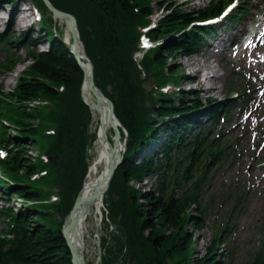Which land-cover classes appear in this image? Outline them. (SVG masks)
I'll return each mask as SVG.
<instances>
[{
	"label": "trees",
	"instance_id": "16d2710c",
	"mask_svg": "<svg viewBox=\"0 0 264 264\" xmlns=\"http://www.w3.org/2000/svg\"><path fill=\"white\" fill-rule=\"evenodd\" d=\"M163 1L154 0L163 12L153 33L169 38L138 66L132 53L137 49L138 27L144 24L145 13L150 12L149 0H52L57 7L76 16L81 39L94 67L95 83L113 101L115 115L128 131L130 146L141 136L152 139L161 129L168 136V144H172L182 124L187 123L189 109L199 107L192 95L178 93L176 99L160 100L153 112L156 121L149 119L142 108L146 96L142 74H152L154 65L165 67L167 57L175 60L191 53L195 36L183 29L191 21L217 12L213 5L206 10L181 11L170 4L162 5ZM30 55L34 63L29 71L15 91L7 95V101L4 97L0 100L8 107L6 117L16 132L13 137L0 140L12 146V149L4 146L7 156L0 159V169L20 184L11 187L10 192L27 201H40L49 195L46 186L54 183L57 187L59 182L56 174L50 181L31 183V178L47 167L42 160L37 162L29 144L39 147V137L45 130L56 129L57 139H46L42 145L48 152L68 154L69 179L64 193L67 195L74 186L84 147L90 141L86 135L87 108L79 98L82 73L67 47L54 40L49 51ZM43 100L52 104V110L25 108L30 102ZM165 118L167 124L158 126ZM39 121L43 122L41 127ZM156 142L160 144L159 139ZM197 144L194 140L190 146L196 148ZM167 161V156L162 160L143 158L138 163L126 159L114 173L109 194L118 200L108 208L117 233L102 238V264H219L213 243L202 255L193 258V237L184 229L189 203L187 198L171 197L165 190ZM48 169L51 172L52 167ZM150 175L158 176L153 193L131 188L130 182L140 183ZM67 208L68 203L62 202L53 208L32 207L22 215L11 210L4 213L6 232L11 238L0 241V264H73L60 232L61 222L56 218V214ZM124 247L126 251L119 259Z\"/></svg>",
	"mask_w": 264,
	"mask_h": 264
},
{
	"label": "rangeland",
	"instance_id": "374dc122",
	"mask_svg": "<svg viewBox=\"0 0 264 264\" xmlns=\"http://www.w3.org/2000/svg\"><path fill=\"white\" fill-rule=\"evenodd\" d=\"M178 2H181L182 0H176ZM207 0H188L186 2L187 7H202L203 5L206 4ZM8 4H5L4 1H1L0 4V31L2 32H16V34H21L24 32H28V29L30 28V20L29 23L26 21L21 22L20 17H17V22L13 24V26L10 28L8 27L7 24V19L9 16L11 17V13L13 14L14 12L10 11L11 8L7 6ZM154 10L156 11V14H160L161 11H159L154 5ZM155 14V15H156ZM154 15V17H155ZM246 17V16H242ZM32 20V17L30 18ZM56 20V19H55ZM240 22V20H239ZM59 28V30L63 32H66V25L65 22L62 20H56L55 22ZM224 26V25H223ZM34 27V26H33ZM27 30V31H26ZM67 33V32H66ZM48 50L49 45L42 44L41 47L39 48L41 50ZM205 50L201 49V51L198 54H193L189 55L187 57L184 56H178L175 59V62L183 67L185 71V75L189 78L183 81H180V86L183 89H189V88H199V86H196V76L194 77L192 72V67L193 65H190L189 62L193 61L192 59H198L200 64L207 65L205 69L200 68L198 71L201 72L199 75H202L204 73L208 74H213L215 71L218 75L219 81L218 83V89H216L214 92L211 93H204L201 92L200 90L198 92V98L202 100V96H210V97H215L218 98L220 96L221 90L226 87L227 84H229L231 78L228 77L227 72L230 71L231 65L226 64L225 60H222V62L219 60V55L216 53H211V55L208 58L205 57ZM207 60V61H206ZM231 60H234L233 57H231ZM206 61V63L204 62ZM232 63V62H231ZM235 65V63H232ZM26 65L20 66L15 73L12 74H6L0 76V86H2V91L3 92H10L14 89L16 86V81L19 80L23 73L26 71ZM240 72H244L241 70ZM246 74V73H245ZM232 80L234 81V85L237 84L238 80L233 76ZM255 80L250 78L251 84H253ZM221 83L223 84L221 88ZM208 84V82L203 83V86ZM169 92L171 91V88L168 90ZM222 95V94H221ZM220 98V97H219ZM155 108V104H154ZM240 112V111H239ZM238 110H235L233 112V118H231V122H234L235 124L233 125L236 126L237 124L240 125L243 124V118L237 117L238 115ZM237 117V118H236ZM234 119V121H233ZM239 122V123H236ZM247 124V119L244 120ZM252 125H255V121H250ZM245 124V123H244ZM239 125V126H240ZM263 126V124H262ZM92 128H94V122L92 119ZM237 131H235L236 133ZM16 134V133H15ZM251 141H249V136L248 138L245 137L242 139V141L239 144L238 150H241V153L238 154L236 153V158L234 159V162L232 164V168L229 169V162H225L224 166L221 167V170H215L213 169L211 174H210V180L209 184L206 188L204 198L205 202H207L210 205V212L208 214L207 219L204 221V225L201 228H193L191 225H188V232L189 234H192L194 237V245H195V251L193 255V258L196 256L201 255L204 250L205 243L207 242L208 238L211 236L212 232L216 227L219 225L220 222H223L227 219L228 214L230 213L231 207H232V202L230 198L224 199L223 200V193L226 190L229 189H234L237 183L238 189L240 192L243 193V197L239 201L234 202V207L239 211L237 214V218L235 221H231L235 223V229L234 231L230 234L229 236V246L232 248V252L234 255V264H242L246 258L249 256V254L252 252V250L257 246L258 238H259V224L264 217V173L261 172L262 166L252 167V174L250 175H245L244 172L245 169L248 168V166H251L252 163H249L248 165L247 162L251 160L249 154H251L254 150L251 147ZM33 155L36 153L38 154L39 150L36 148H33ZM262 151H264V146L262 147ZM40 153V152H39ZM91 153L92 151H89L85 153L84 156V163L87 164L90 162L91 159ZM64 164L66 166L69 165L68 162L65 163L62 162L61 167L64 169ZM66 168L64 169V174L63 178L68 181V173H65ZM84 168L82 164L79 166V168L76 171V177L74 179V184H76L77 180L83 175ZM3 176H6L4 173L0 172V177L3 178ZM247 182H246V180ZM245 180V181H242ZM153 181L150 179H144L143 180V185H141L139 190L144 191H149L152 187ZM67 188V187H66ZM8 196V195H6ZM69 196V203L72 201L74 193L73 194H68ZM2 195L0 194V204H5L8 206H13L15 208H22V205L24 202L21 201L20 198L16 197H9L11 200L10 202H5L3 199H1ZM12 204V205H11ZM193 215H196L195 212H193ZM233 215H236V212L233 213ZM192 221V220H191ZM87 230L88 226V235L92 238L94 235V227L93 224L88 223L86 224ZM3 227V222L0 220V228ZM101 228L103 230L101 231ZM105 228L103 227V224H100L99 228V233L98 235H101L104 233ZM85 244H86V257L88 262H95V253L96 249L94 244L91 242L89 237H85Z\"/></svg>",
	"mask_w": 264,
	"mask_h": 264
},
{
	"label": "bare ground",
	"instance_id": "6f19581e",
	"mask_svg": "<svg viewBox=\"0 0 264 264\" xmlns=\"http://www.w3.org/2000/svg\"><path fill=\"white\" fill-rule=\"evenodd\" d=\"M26 20H28L27 22L29 23V19L27 16ZM244 35V33H241V37H243ZM66 42L72 48V40L68 34L66 37ZM79 48L83 53V47H81L80 45ZM214 49L216 50V48ZM218 51L219 49L217 50V52ZM192 60L193 61L189 62L190 65H193L191 73L194 77L196 76L195 85L199 86L200 91L204 93H211L218 89V85L216 83H218L219 78L216 71L213 74L211 73L207 75L206 73H204L202 75H199L201 72H199L198 70L200 68L205 69L207 65L205 66L203 64H200L199 62H196L198 61V59L196 58ZM206 82H208V84L203 86V83ZM82 96L85 103L90 104L91 102H93V97L88 90L82 89ZM92 113L94 119L96 120V122H98L95 127L97 130L93 149L94 153L96 152V157H94L93 163L89 166L84 184L78 196V201L73 207L71 216L65 219L62 229L65 239L68 241L71 249L75 250L76 253L78 252V246H76L77 241L81 244L82 239H84V233L87 230V222L90 224H94L95 222L97 223L101 218L103 209V196L106 191V187H104L102 190L94 192V180L99 178L104 170H106V166L110 158V151L113 145L112 138L110 139L108 134L109 126L107 125L106 103L98 102L97 108L92 109ZM115 147H118V151L122 152V144L115 145ZM72 219H75L74 225H72Z\"/></svg>",
	"mask_w": 264,
	"mask_h": 264
},
{
	"label": "water",
	"instance_id": "95a60500",
	"mask_svg": "<svg viewBox=\"0 0 264 264\" xmlns=\"http://www.w3.org/2000/svg\"><path fill=\"white\" fill-rule=\"evenodd\" d=\"M51 9L53 10L54 13H56L59 16H62L64 18H66L70 22L71 31H72L74 42H75V51L73 53H74V57H75L78 65L80 66V68H81V70H82V72L84 74L85 86L90 89V91L92 92V94L94 95V97H95V99L97 101H104V102L108 103V106H109V110H108L109 111V123L111 124V127H112V129L114 131L115 139L117 141L118 137H119V132H118L117 128L115 127V124H114V121H113V105L97 89L94 88L92 71L88 70L87 68H85L83 66L81 60H80V54H79V51L77 49L78 36H77V32H76V21H75V18L73 16L69 15V14L60 12V11H58L56 9H53V8H51ZM112 154L115 157V159H112L110 161L109 166L107 168V172L101 178L96 180L95 185H94V191L95 192L100 190L101 187L105 184V182H107L109 180L113 170L115 168H117V166L120 163L121 157L119 156V154L117 153L115 148H112ZM79 256H81L80 252H79Z\"/></svg>",
	"mask_w": 264,
	"mask_h": 264
},
{
	"label": "snow or ice",
	"instance_id": "6c2138e0",
	"mask_svg": "<svg viewBox=\"0 0 264 264\" xmlns=\"http://www.w3.org/2000/svg\"><path fill=\"white\" fill-rule=\"evenodd\" d=\"M231 7H233V5H229L228 6V9H225V12H227L229 9H231ZM144 45L147 47L148 46V43H147V40H144Z\"/></svg>",
	"mask_w": 264,
	"mask_h": 264
}]
</instances>
